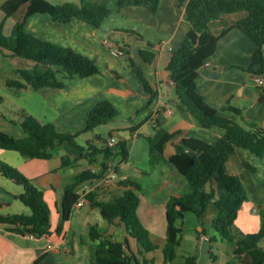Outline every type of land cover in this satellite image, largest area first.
<instances>
[{"label": "crops", "instance_id": "1", "mask_svg": "<svg viewBox=\"0 0 264 264\" xmlns=\"http://www.w3.org/2000/svg\"><path fill=\"white\" fill-rule=\"evenodd\" d=\"M4 1L0 0V8ZM67 1L81 2V0L53 2ZM97 1L110 3V0ZM111 6V11L99 26L78 17L59 21L48 12H35L27 18L25 28L30 26L31 29L36 30H32L35 32L31 33L40 38L70 46L88 55L95 60L101 70L90 76L76 77L70 80L66 87L39 88L55 110L52 122L57 129L71 132L83 129L90 110L99 101L110 99L119 107L120 115L96 127L100 128L98 132L93 131L95 128L79 136H83L86 142L93 140L95 143L98 141L101 143L99 136L107 137L103 132H108V135L112 132L113 135L110 136L127 140L129 154L126 158L116 155L106 160L104 154L100 153L97 159L92 161L90 157H81L79 148L61 144L54 148V156L50 159L23 156L15 165L30 178L35 179L39 186L45 188V197L51 207V231L47 235L37 237L10 230L0 224V264L93 263L97 260L98 240L91 238L92 225H98L111 239H127L129 246H125L126 250L138 252L141 245L130 236L125 223L119 219L115 221L107 219L84 195L96 187H100V198L103 196L114 198L119 195L125 188L123 185L119 186V178H133L134 173L128 169L130 157L140 144V138H144L149 144L147 135L142 133L153 134L157 119L166 129L174 132L175 136L166 144L165 157L158 159L160 164L163 163L164 168L161 169V182L157 189L153 184L148 186V190H144V183H139L141 189L138 193L141 202L138 212L143 223L150 230L151 240L157 245L154 251L139 254L140 264H180L182 261L180 257L174 262L168 261L164 254L167 243L166 203L172 195L188 192L190 186L188 179L169 161V157L175 152V145L181 142L183 137L197 136L214 142L222 135L224 129L218 126L202 127L182 114L176 84L167 69L173 48L183 41L190 27L186 5L181 4L180 0H160L159 7L155 11L142 4H127L120 8H117L116 4ZM28 7L29 3L23 4L12 15L24 10L21 21ZM246 14V11L241 10L224 14L211 21L210 27L217 35H221L227 27L230 29L221 35L217 49L209 59L210 63H206L201 69L198 88L205 99L219 109L220 114L247 127L253 123L264 126L262 90L256 84L253 74L242 69L251 65L258 44L240 28L233 26L236 20ZM7 17L9 16L4 18V30ZM107 40L128 46L129 55H113L106 46ZM149 41L154 44L150 45ZM141 49H151L156 53L152 62H147L142 57ZM131 59L142 67L155 91L154 95L143 86L131 65ZM225 105L234 108H225ZM12 122L0 109V130L20 137L22 134L17 129L13 130ZM90 132H93V135ZM144 154H149L150 163L157 161L151 156L150 146L148 152L145 151ZM64 155L77 160L63 166ZM54 159L57 160L52 162ZM246 162L255 166V170L247 167ZM139 165L134 166L135 178L140 177V174H148V171ZM112 167L116 169L117 177L109 185L100 184L101 179ZM228 167L232 173L242 178L250 196L233 226L235 238L238 240L249 232L259 230L261 226L259 211L264 205V160L251 150L239 147L230 157ZM85 169L103 173V177L86 181L81 186L79 189L81 198L74 206L70 219L58 229L63 220L65 187ZM142 191L146 196H141ZM17 194L0 185V202L4 203V206L13 203ZM217 211L214 200H209L203 220L195 214H186L184 219L189 226L183 231L180 252L183 250L196 252L198 264H241L244 255L236 252L237 242L222 237L217 229L214 221ZM208 226L212 230L216 229L217 234L209 235ZM206 242H209L207 249H205Z\"/></svg>", "mask_w": 264, "mask_h": 264}, {"label": "trees", "instance_id": "2", "mask_svg": "<svg viewBox=\"0 0 264 264\" xmlns=\"http://www.w3.org/2000/svg\"><path fill=\"white\" fill-rule=\"evenodd\" d=\"M29 3L28 11L23 20L18 21L10 35L5 34V19L0 21V49L8 50L11 55L24 56L37 61L34 68H18L20 78H9L7 83L17 90L44 86L56 88L66 87L70 80L76 77H86L101 72L95 60L88 55L64 46L26 30V20L35 12H48L55 20L68 21L74 17L81 18L93 25L99 26L112 6L108 1L81 0L53 2L52 0H5L1 9L6 16L14 14L23 4ZM186 5L187 18L190 27L183 41L173 48L167 69L176 84V93L180 101L182 114L205 128L218 126L223 128L222 135L214 142L207 139L190 136L183 137L175 145V152L169 157L179 171L188 179L190 189L185 194L172 195L166 203L167 208V243L164 247L166 260L174 262L181 258L180 264H198L196 252L183 250L182 245L183 220L186 214L192 213L202 220L207 211V202L214 200L218 211L215 223L222 237L236 241V252L243 254L241 264H264V205L261 206V226L255 232H249L241 239L236 240L233 226L239 216L240 210L250 198L249 192L242 178L232 173L228 161L237 148L244 147L251 150L264 160V126L253 123L250 127L220 114L219 109L211 105L199 91L198 76L215 53L221 35L230 27L223 30L221 35L215 34L211 21L224 14L246 11L247 14L236 20L233 26L240 28L247 36L258 44L249 67H242L251 74L264 75V0H180ZM116 7L127 4H142L151 10L158 9L160 0H116ZM150 45L154 43L149 41ZM124 55H129V48ZM140 54L147 62H152L156 53L151 49H141ZM131 65L138 74L145 89L155 94L142 67L131 59ZM261 89V87H260ZM262 90V89H261ZM263 94V90H262ZM4 97L0 94V104ZM225 108H234L225 105ZM121 113L119 107L110 99L99 101L89 112L86 126L77 132L58 130L52 121H43L24 110L20 125L24 131L23 136H16L8 131L0 130V148L19 151L25 158L50 159L54 156V148L61 144H69L80 149L81 157L97 159L100 153L106 160L121 155L126 158L129 154L127 140L119 138L111 146L109 138L100 137L101 143L88 140L86 144L78 141V136L86 131L109 122ZM153 134H147L150 153L153 160L165 157V147L174 136L157 119ZM136 129V126H135ZM63 166L77 159L64 155ZM251 170L255 166L245 163ZM106 166L108 163L106 162ZM106 168V167H105ZM0 173L23 186V191L16 196L22 203L30 208V212L2 213L0 211V224L8 229L44 236L51 231V207L45 197V188L39 186L35 179L27 176L19 167L14 166L0 158ZM103 173L85 169L78 173L66 185L63 195V220L70 219L74 206L81 198L80 188L86 181L99 179ZM119 186H124L112 199L99 197L100 187L88 191L84 196L94 207H98L109 220L119 219L125 223L130 236L135 238L141 247L138 252H128V240H116L107 237L106 232L98 225L90 227V235L97 244V260L93 263L83 264H140L139 254L154 251L157 245L151 240L150 230L143 223L138 208L141 197L138 190L140 184L131 177L119 178ZM102 189V188H101ZM106 189V188H103ZM4 203L0 202V210ZM147 262V260H145Z\"/></svg>", "mask_w": 264, "mask_h": 264}, {"label": "rangeland", "instance_id": "3", "mask_svg": "<svg viewBox=\"0 0 264 264\" xmlns=\"http://www.w3.org/2000/svg\"><path fill=\"white\" fill-rule=\"evenodd\" d=\"M53 1H57V0H53ZM115 3L116 0H110V5H115ZM23 11L24 10L18 12L14 16L12 15L7 17L6 29H5L6 35H10L12 33L14 25L18 21H20L21 15L24 14ZM5 17H6L5 12L0 8V20L2 18L4 19ZM30 29L31 27L29 26L26 30H28L29 32L36 31L35 29H31V30ZM37 63L38 62L33 59L24 56L11 55L9 54L8 50L0 49V94L4 97L3 103L0 104V109L1 111H3V114L7 116L8 119H11L13 121L12 122L14 127L13 130L16 131L17 129L19 133H21L22 135H24V131L19 123L20 120L23 119L24 110L33 114L34 116L45 122L52 121L55 116V112H54L55 110L53 109L52 105L44 98V94L42 90L33 89V88L17 90L15 87H11L7 83V80L9 78H20V74L17 72L18 68L31 69L34 68L37 65ZM99 129L100 128H96L93 131L98 132ZM90 133L93 135V132ZM103 135L107 137L109 136L108 132L106 131L103 132ZM78 141L86 144V140L83 136H79ZM140 141H141L140 144L137 146L135 152L130 157V161H129L130 166H128L129 167L128 169L135 174V169H134L135 164L138 165L142 164L139 166L146 169L148 171V174H140V177H136L137 179L133 174L132 179L136 180L138 183H144V190H148L149 189L148 186H152L153 184L156 186L155 189H157V186H159L161 182L160 172L161 169L164 168L163 163L160 164L158 160L153 162V164L152 162L150 163L149 154L147 155L144 154L145 151L148 152L149 150L148 141H146L144 138H140ZM97 143L100 144L99 141ZM130 144L131 143H129V145ZM145 145H146V150H145ZM22 157L23 155L17 150L0 148V158L14 166H17L15 164L19 163ZM56 160L57 159H54L52 160V162ZM0 185H3L6 189L12 191L13 193H20V191H23L22 185L15 183L10 178H5V176H3L1 173H0ZM151 190H153L152 187ZM143 192L144 191L140 192L141 196L142 195L146 196V193L144 192L143 194ZM102 198H105L107 200L112 199L104 196ZM253 209L254 208H252L251 210L253 211ZM0 211L2 213H16V212L29 213L30 208L24 205L22 201L16 196L13 203L4 206ZM183 225H184L183 228L184 231V229L189 226L185 219L183 220ZM210 226H208V234L209 235L217 234L216 229L212 230ZM208 245L209 242H206L205 249H207ZM261 245H264V240L261 242Z\"/></svg>", "mask_w": 264, "mask_h": 264}, {"label": "built area", "instance_id": "4", "mask_svg": "<svg viewBox=\"0 0 264 264\" xmlns=\"http://www.w3.org/2000/svg\"><path fill=\"white\" fill-rule=\"evenodd\" d=\"M106 46L110 49L113 55L121 56L126 53L125 49L119 43H115L111 40L106 41ZM206 63H210L209 60ZM253 78L256 84L259 87H261V89L263 90L262 98L264 99V75L253 74ZM117 142H118V138L116 136H111L108 140V143L111 146H114ZM116 177H117V171L114 167H112L109 173L101 179L100 184L109 185L114 181Z\"/></svg>", "mask_w": 264, "mask_h": 264}]
</instances>
